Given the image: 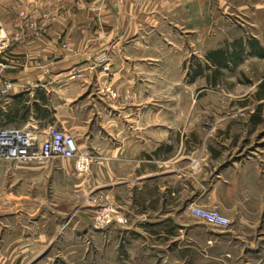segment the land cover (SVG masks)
<instances>
[{
  "label": "crops",
  "instance_id": "obj_1",
  "mask_svg": "<svg viewBox=\"0 0 264 264\" xmlns=\"http://www.w3.org/2000/svg\"><path fill=\"white\" fill-rule=\"evenodd\" d=\"M33 2V23L7 28L12 46L3 74L15 87L0 96V130L31 131L40 139L50 126L69 131L96 162L86 190L93 182L104 191L114 187L115 194L126 188L149 194L142 201L132 197L142 215L126 224L117 221L127 216L115 204L110 225L73 215L60 231L41 228L33 254L49 251L65 264H153L154 257L158 264H257L254 258L264 257V238L257 235L264 226L258 212L264 143L241 150L236 139L238 151L223 153L210 138L203 152L200 143L192 146L188 127L200 123L203 109L218 113L219 107H171L154 98L169 95L170 80L187 79L186 36L196 40L194 47L205 34L247 27L256 39L243 40L242 50L264 51V0ZM219 42L211 39L209 54L225 51L220 68H227L236 59L232 46ZM171 58L177 60L172 76ZM207 63L218 67L208 57ZM226 138L233 140L230 130ZM26 170L20 162L0 164V179L12 178L10 187L0 188V264L27 255ZM154 206L160 216L148 213ZM195 207L223 210L232 223L211 226L192 214Z\"/></svg>",
  "mask_w": 264,
  "mask_h": 264
},
{
  "label": "rangeland",
  "instance_id": "obj_2",
  "mask_svg": "<svg viewBox=\"0 0 264 264\" xmlns=\"http://www.w3.org/2000/svg\"><path fill=\"white\" fill-rule=\"evenodd\" d=\"M33 3V0H0V22L4 24L6 29L8 26L16 24H32ZM233 24L242 25L241 21H236ZM243 28L245 32L239 30L216 35L205 34L197 40L198 45L194 47L190 46V42L196 40L186 36V40L189 41L185 50L187 59L184 64V71L188 74L187 79L185 81L170 80L169 95L154 98L155 104H165L171 107L177 105H196L203 108L219 107L218 113H211L207 109H203L201 113H197L201 116L198 118L200 123L188 127L187 132L191 136L189 140L192 142V146L200 143L201 147L199 148L203 152L208 151L209 146L207 144L210 138L217 142L215 145L217 151L223 153L238 151L239 148L232 146L236 139L237 142H241L242 146H239L241 150L244 147L250 150L255 147V144H258L260 148L262 147L261 144L264 143V51L259 48L242 50L241 42L243 40H249L251 43L253 38L256 39L254 37L256 33L252 29L249 28L247 31V27ZM215 36H218L220 44L223 43L228 48L232 46L233 56L236 60L227 68H218L207 63V57L212 51L208 46ZM173 60L171 58V76L173 72H176L175 67L177 66L175 65L177 60ZM184 115L188 114L185 113ZM228 130L233 135V140L230 138L227 142L226 133ZM222 143L224 144L222 145ZM87 154L89 161L85 170H79L76 161L65 158H51L28 163L20 162L27 169L25 182L27 209L24 220L27 255L11 258L12 264H42L49 261L50 258L52 264H65V258L50 256L49 251L43 256L33 254L34 249L32 247L35 243L33 238L39 235L41 228H46L48 231L49 229L60 231L67 217L74 215L77 217L87 216L90 219L100 218L101 224H104L103 219L107 213L105 208L111 209L110 215L113 217L112 215L115 213L112 210H115V204L126 212L127 217L125 218L128 222L129 219H136L142 215L140 205L136 206L134 200L142 201L149 198L148 193L139 194L135 191L131 192L130 188H126L125 191H118L115 194L114 187H107L106 189H110L104 191L102 188L98 189V185H94L93 182V189L87 188L86 190L85 186L88 179L86 175L90 173L92 165L96 163L91 160V155ZM198 165L199 162H195L194 166L198 167ZM66 173L70 176H65ZM55 174H58L59 177L57 178L58 181L54 183ZM11 181V177L8 179L1 177L0 188L2 189L3 185L10 187ZM3 196L4 193L0 192V200L3 199ZM160 211L154 206L149 209L148 213L152 217H157ZM220 211L226 216L223 210ZM176 212L181 214L184 210H176ZM258 212L261 213L263 222L264 202ZM113 223L114 221L111 224ZM257 235L259 239L264 238L263 224L259 226ZM255 259L257 264H264V257L254 258V261ZM251 260L250 264H254L255 262ZM152 261L153 264H158L160 258L154 257Z\"/></svg>",
  "mask_w": 264,
  "mask_h": 264
},
{
  "label": "built area",
  "instance_id": "obj_3",
  "mask_svg": "<svg viewBox=\"0 0 264 264\" xmlns=\"http://www.w3.org/2000/svg\"><path fill=\"white\" fill-rule=\"evenodd\" d=\"M12 46V39L4 24L0 22V96L8 97L15 82L4 76L7 67L3 59ZM44 139L31 131L15 128H3L0 130V162H37L51 158H65L76 161L79 170H85L89 161L87 153L80 150L75 136L69 131L56 126H50ZM104 223L111 224V209L105 208ZM193 215L202 219L211 226L226 228L231 225V219L221 213L219 209H205L195 207L191 209ZM117 221L122 224L128 223L125 217H118Z\"/></svg>",
  "mask_w": 264,
  "mask_h": 264
},
{
  "label": "trees",
  "instance_id": "obj_4",
  "mask_svg": "<svg viewBox=\"0 0 264 264\" xmlns=\"http://www.w3.org/2000/svg\"><path fill=\"white\" fill-rule=\"evenodd\" d=\"M226 52L225 51H216L212 54L208 55V58L211 59L219 68L220 67H225L226 64L224 63L226 57H225Z\"/></svg>",
  "mask_w": 264,
  "mask_h": 264
}]
</instances>
